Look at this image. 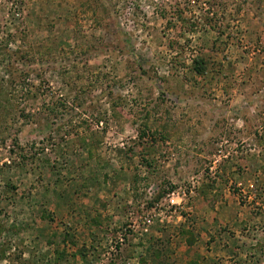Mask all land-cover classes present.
Listing matches in <instances>:
<instances>
[{
  "label": "rangeland",
  "instance_id": "374dc122",
  "mask_svg": "<svg viewBox=\"0 0 264 264\" xmlns=\"http://www.w3.org/2000/svg\"><path fill=\"white\" fill-rule=\"evenodd\" d=\"M188 246L264 264V0H0V264Z\"/></svg>",
  "mask_w": 264,
  "mask_h": 264
},
{
  "label": "crops",
  "instance_id": "0c3cea01",
  "mask_svg": "<svg viewBox=\"0 0 264 264\" xmlns=\"http://www.w3.org/2000/svg\"><path fill=\"white\" fill-rule=\"evenodd\" d=\"M195 243L191 246V247H194ZM191 247H184L185 250H189V253L186 255V258H184V261L185 262H188V261H198L200 264H208L209 260H208V256L207 257H204V255L202 254H197L196 251L194 250V248H191Z\"/></svg>",
  "mask_w": 264,
  "mask_h": 264
},
{
  "label": "trees",
  "instance_id": "16d2710c",
  "mask_svg": "<svg viewBox=\"0 0 264 264\" xmlns=\"http://www.w3.org/2000/svg\"><path fill=\"white\" fill-rule=\"evenodd\" d=\"M203 63H202V61H199V60H197L196 61V70H198V72H202V70H203Z\"/></svg>",
  "mask_w": 264,
  "mask_h": 264
}]
</instances>
